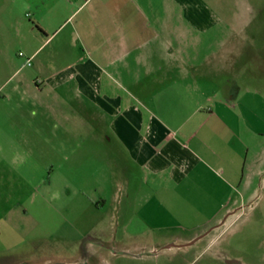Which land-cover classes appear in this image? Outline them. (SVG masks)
<instances>
[{
    "label": "crops",
    "instance_id": "obj_1",
    "mask_svg": "<svg viewBox=\"0 0 264 264\" xmlns=\"http://www.w3.org/2000/svg\"><path fill=\"white\" fill-rule=\"evenodd\" d=\"M66 2L69 17L43 38L32 35L27 53L21 57L22 66L3 76L0 140L10 136L30 140L17 129L25 122L37 139L56 138L55 133L41 134L39 127L45 125L63 127L64 144L71 139L73 129L79 130L85 140L101 138L127 154L126 176L115 183L125 186L128 199L137 202L144 212L143 217L131 219L125 215L124 219H148L159 223L150 226L151 231L172 233L186 223L188 230H200L195 235L202 234L197 241L211 235L236 214L231 206L245 201L247 192L263 174L264 152L256 154L247 169L238 156L233 159L223 135L216 136L213 128V135L207 136L216 123L225 126L229 122L219 119L214 108L209 110L210 115L194 121L166 118L161 112L170 104V95L210 93L221 94L223 101L228 99V104L220 105L229 110L230 100L240 88L234 69L242 64V42L224 39L217 53L202 57L199 41L191 33L207 27L186 25L171 7H151L150 0L144 5L141 0ZM64 25L70 27L66 53L59 42L51 46ZM27 59H31L29 73L23 71ZM14 98L26 107L22 109L25 121H20L9 103ZM201 112L202 106L195 104L193 115ZM96 128L100 135L92 134ZM192 145L201 151L192 149ZM0 156L2 206L6 201V172L1 161L6 155ZM233 184L241 194L234 203ZM178 212L182 213L180 217ZM169 216L173 224L162 226ZM173 234L174 243H184L182 237ZM186 242L185 246L189 244Z\"/></svg>",
    "mask_w": 264,
    "mask_h": 264
},
{
    "label": "rangeland",
    "instance_id": "obj_2",
    "mask_svg": "<svg viewBox=\"0 0 264 264\" xmlns=\"http://www.w3.org/2000/svg\"><path fill=\"white\" fill-rule=\"evenodd\" d=\"M150 1L151 7L176 10L186 25L207 27L191 33L199 41L202 57L217 53L224 39L242 42V64L234 69L240 88L233 94L229 110L220 105L228 99L223 101L221 94L210 93L170 95V104L161 113L166 118L194 121L210 115L214 108L219 119L229 122L225 126L214 123L207 136H212L215 128L216 136L226 138L232 158L238 156L247 169L255 155L264 152V0ZM144 2L141 0L142 5ZM66 3L0 0V86L6 73L22 66L24 58L19 52L27 53L32 35L43 38L69 17ZM229 25L231 30H227ZM69 33L70 27L64 25L51 46L59 42L66 53ZM31 69L25 66L23 71L29 73ZM9 103L20 121H25V105L16 98ZM197 103L202 112L193 115ZM25 123L17 129L30 140L10 136L9 131L10 137L0 140V155H6L1 161L6 172V201L0 206L4 216L0 220V264H264V172L245 201L231 206L236 214L197 241L202 234L195 235L200 230H188L186 223L173 234L151 231L149 227L159 223L148 219L129 222L123 218L144 214L137 202L128 199L126 187L115 183L123 178V171L127 172L128 156L123 150H116L101 138L85 140L76 129L64 144L61 126L39 127L41 134L55 133L56 138L37 139ZM96 129L92 134L100 135ZM191 148L201 151L198 146ZM232 192L234 203L241 195L236 184ZM177 214L180 217L182 213ZM166 218L161 225H172V216ZM170 233L182 237L184 243H174ZM213 236L216 238L210 242ZM187 240L190 245L185 246Z\"/></svg>",
    "mask_w": 264,
    "mask_h": 264
},
{
    "label": "built area",
    "instance_id": "obj_3",
    "mask_svg": "<svg viewBox=\"0 0 264 264\" xmlns=\"http://www.w3.org/2000/svg\"><path fill=\"white\" fill-rule=\"evenodd\" d=\"M19 57H24V54L22 52L19 53ZM26 65L31 66V59L26 60Z\"/></svg>",
    "mask_w": 264,
    "mask_h": 264
}]
</instances>
